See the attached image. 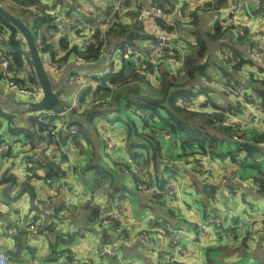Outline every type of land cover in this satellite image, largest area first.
Wrapping results in <instances>:
<instances>
[{"label": "crops", "instance_id": "obj_1", "mask_svg": "<svg viewBox=\"0 0 264 264\" xmlns=\"http://www.w3.org/2000/svg\"><path fill=\"white\" fill-rule=\"evenodd\" d=\"M36 1L46 14L50 15L55 10L61 16L90 21L94 16L107 15L115 0ZM240 1L244 0H163L159 5L152 0H135L111 16V25L114 22L129 24L133 21L131 13L137 15L147 7L159 6L167 15L163 21L159 20V26L168 31V43L178 48L179 56L185 53L193 55L196 45L193 31L197 30L201 35L211 34L215 24L224 25L227 29L220 39L210 40L204 36L206 52L201 61L208 64L207 77L222 80L230 75L250 85V78L262 70L252 59L250 47L255 44L264 47V2L260 7L252 4L239 13L238 25L245 31L243 36L238 34V26L223 23L226 20L222 12L217 11L220 7L234 6ZM77 7L81 8L79 12ZM177 8L183 13V19H176ZM13 12L21 13L15 9ZM18 17L26 19L25 14ZM170 21L176 23L175 28H166ZM143 24L145 32L150 36L137 41V47L123 54L118 44L120 40L110 38L105 55L89 62L79 56L85 49L79 31L64 25V39L71 46L74 45L77 51L69 56L63 70L49 76L53 90L61 100L69 101L75 89V85L68 81L69 75L101 72L107 65L106 54L113 55L109 62L113 72L123 73V64L126 65L127 60H132V66L140 70L147 63L148 44L153 38L151 22ZM45 28L41 27L43 31L56 35L53 28ZM98 34L101 35L100 29ZM0 45H4L9 52L7 39L2 34ZM59 46L62 54L60 43ZM130 50H135L139 55L136 56ZM233 65L238 68H233ZM160 71L169 76L172 73L168 64L160 65L159 71L146 76L147 84L141 83V95L159 98ZM184 72L185 69L176 82L186 80ZM14 73H17L16 78H21L20 70H14ZM124 74L130 75V71L125 69ZM204 78L197 76L187 82L185 87H194L193 91H198V86H207L203 82ZM207 87L206 94L210 102L204 104L205 100H199L202 101L199 103L200 110L195 111L217 115L215 120L211 119V124L202 125L217 144V149L222 152L238 149L232 136L239 133L246 134L251 142L258 143L262 149L259 154L264 155V140H256L264 131V113L254 108L252 113L243 112L241 117L248 116L252 121L247 124L238 123L240 126L232 127V135L226 136L217 129L219 126L229 127L231 122V116L226 117L223 112L225 109L240 110V105L236 97L222 90L221 86ZM94 92L89 87L85 98ZM0 98V108L12 116L11 125L27 131V134L24 131L9 132V122L0 116V137H8L11 143V155L5 157L0 154V178L11 175L14 179L8 192L4 189L9 181L0 184V253L6 256L10 264H64L68 254L71 255L68 264L76 258L89 260V264H264V231H259L255 224L237 226V220L264 209V190L259 191L260 183L255 180L260 176L262 166L258 163L247 165L240 161L241 149L236 151V159L233 161L229 159L230 156L219 158L208 154L197 144L186 143L177 136L176 139L155 137L147 124L152 122L150 125L156 130L162 128L160 122L152 115L145 120L135 115L133 108L123 106L122 103L117 110L98 107L102 111L89 124L87 122V125H83L86 126V139L80 137L77 144L71 137L63 138L60 132V142L51 145L59 162H51L53 167L48 169L45 163L50 162V157L46 153L43 155L38 139L42 134L36 126L30 125L29 118L34 116V111L28 110L26 106L29 100L27 95L7 88L0 77ZM200 98L203 99V94L198 93L197 97L191 99L198 101ZM215 108L217 113L213 112ZM145 121L148 123L145 124ZM67 126L70 134L78 130L75 125L68 123L64 124L62 130ZM100 126L105 129V136L99 132ZM110 141L114 143L113 148L108 147ZM245 157L252 158L254 155L248 156L245 151ZM129 159L139 170L138 175L133 173L134 167L128 165ZM195 162L206 167L209 178L202 175V170L194 168ZM85 164L90 165V168L83 171L78 169ZM173 174L177 176V193L174 197L152 196L137 188L139 177L140 182L148 188L162 191ZM225 176L229 178L226 183L230 195L224 192L222 184L212 183ZM24 181L28 182L34 192L31 200L23 185ZM64 186L68 187V191H64ZM85 191H88V195ZM241 193L245 195V208L239 202L238 194ZM150 216L160 217L179 230V247L182 251L177 245L171 244L168 232L161 225H149ZM212 216L219 217L224 224L221 234L200 233L198 223ZM104 219L109 222L102 224ZM31 221H37L39 227L46 229L48 234L31 235L27 229ZM117 227L124 232L123 239ZM140 231H147L151 241L144 243ZM103 243L117 248L118 255H102L100 246Z\"/></svg>", "mask_w": 264, "mask_h": 264}, {"label": "built area", "instance_id": "obj_2", "mask_svg": "<svg viewBox=\"0 0 264 264\" xmlns=\"http://www.w3.org/2000/svg\"><path fill=\"white\" fill-rule=\"evenodd\" d=\"M3 5L9 6L10 9H15L17 11H33L34 13H38L39 11L31 5H22L20 3H17L14 0H0ZM135 0H115L109 10L108 14L105 16H94L92 20H86V19H78L75 20L71 17L61 16L56 13V11H51L50 16L53 18V29L52 31L56 32V35H53L49 33L48 31H43L41 28L36 29L33 33L34 42L36 44V47L39 51V55L41 58V61L43 63V66L48 73L49 76H54L58 74L63 68L65 67L66 61L61 62L60 64H56L53 60L54 58H58L62 54H60V40L64 39L65 36L62 34V32L65 30L64 25L71 26L73 29H76L79 31V34L81 38L85 42V49L86 46L92 44L95 41L96 35L98 30L101 31V37L102 39L105 38V32L107 27L110 24V17L112 15L117 14L120 12L125 5H127L130 2H134ZM264 2V0H244L236 3L234 6H227L224 8H218L217 11L222 12L223 18L226 20L225 22H228V25H236L238 26V34L243 36L245 35L244 29L238 25V15L240 12H242L247 7H250L252 4L256 7H260V5ZM12 9V10H13ZM80 9H77V12H79ZM166 12L159 6L152 5L150 7H147L136 15V20L144 23L146 21L151 22V34L153 36V39L149 41L148 44V58L146 59L147 64H149L152 68V73H156V71H159L161 64H168L171 67V70L174 74H181L183 71V65L184 56L181 54L179 56L177 54L178 48L176 46H170L168 43L169 35L168 31L164 29H161L160 19L163 21L166 17ZM176 19H183V13L177 8L175 11ZM169 27L166 28H175L176 23L174 21L168 22ZM32 30V29H31ZM167 31V32H166ZM51 32V31H50ZM2 37L6 38L7 41L9 39L10 31L7 28H4L2 31ZM106 42H103L100 53L101 55H105V48H106ZM39 47L44 48L43 51L39 50ZM24 48V49H23ZM84 49V50H85ZM26 47H22L21 49V67H20V73L21 74V80L24 81V83H19L15 81V78L17 77L14 73V70L16 66H13L12 58L9 52L6 50V47L4 45H0V77L5 82V85L7 88L13 89L15 91H18L20 93H23L27 95L29 100L26 103V106L28 107L29 102H36L39 101L41 98V89L39 84L35 82H28L29 78L31 76L32 67L29 65L28 59L29 55L27 53ZM53 52V53H51ZM133 54L136 56L139 55L138 52L135 50H130ZM53 54V55H52ZM250 54L252 59L255 61V64L257 67H259L262 70H258L256 73L257 76H254L256 79L262 80L264 79V47H262L260 44H255L250 47ZM112 54H106L107 59V65L101 72H90L87 74L83 73H71L68 77V81L70 83H73L75 85V89L72 93V96L70 97L68 103V107H63L61 110H39L34 111V117L36 118L37 122H40L44 125V133H43V139L41 140V150L46 153L50 159L58 163L59 157L55 154L53 150V146L56 143L60 142V130L65 121L68 119L69 110L73 109L78 115H81L84 113L85 109L89 107V105L94 103H100L105 100L103 99H94V93L92 96L85 98V101H81V96H85L86 90H88L89 87L92 88V91L94 92L95 89L99 85H104L107 87H112L111 84H101V78L105 77L109 73L113 72L111 69L109 62L112 58ZM68 61V60H67ZM18 74V75H19ZM34 74V73H33ZM203 82L207 86H221V89L225 92L232 94L236 97V101L240 105V110H231V109H225L224 115L226 117L231 116V122L229 121V126L237 128L240 126L238 123L247 124L252 119L248 116L241 117L243 112L252 113L253 108L256 111H259L261 113H264V106L262 99L258 96V94L252 89L250 85H246L245 82L241 79H236L234 77H231L230 75H226L223 77L222 80L219 79H209L204 78ZM58 100H61V98L57 95ZM203 99L192 100L187 98L184 95L179 96L176 98V105L185 108L187 110H200L199 103H201ZM209 106V105H207ZM221 112V110H218ZM213 112L217 113V108L213 110ZM135 113L144 119H150L151 112L150 111H143L139 108L135 109ZM150 121V120H149ZM99 132L102 133L103 136H105L106 131L105 129L100 126ZM152 134L155 137H165L167 139H176L175 135L164 131L160 129L153 130ZM246 134L239 135V133H234L232 138L234 139L237 146L242 145V143L250 142L249 137L245 136ZM257 145L256 143H253ZM260 145V144H259ZM114 143L110 141L108 143L109 148H113ZM0 154H2L5 157H9L11 154V144L6 139H1L0 137ZM245 155V150L242 149V155L239 157V160L242 161L243 157ZM247 163L254 164L258 163L262 166V174H264V155H260L259 153H256L254 157L248 158ZM128 165H131V167H134L132 165V159L128 160ZM193 166L197 170H202V175L206 178H209V172L206 169V167L199 165L198 163H193ZM133 173L135 175L139 174V170L135 167L133 168ZM176 178L177 176L175 174L171 175L167 182L165 183L164 189L162 191H158L155 188H148L144 183L140 182V178L137 179V188L145 190L150 193V195L155 196L159 195L162 198H170L174 197L177 193V186H176ZM227 179L228 176H225L224 178H221V180L217 179L214 180L213 184H222L224 192L227 195L231 194V191L227 187ZM35 180L33 179L32 182ZM64 191H68V187L64 186ZM86 195H88V191H85ZM240 205L245 208L246 204L245 201V195L244 194H238ZM248 215V214H247ZM109 222L108 219H104L101 223L105 224ZM149 225H161L165 231L169 234L170 242L173 246L177 245L179 250H183L179 243V230L172 227L169 223L164 222L162 218L160 217H154L150 216L148 219ZM134 224H139L138 221H133ZM249 224H255L256 228L259 231H264V209H262L260 212L256 214H252L251 216H246L242 219L237 220V226L242 227ZM223 223L221 219L217 216L209 217L207 220H204L202 222L198 223L197 229L200 233L205 232H213V233H220L223 229ZM27 229L31 235H35L38 233H42L44 235L48 234V231L46 229H41L39 227V224L37 221H31L27 225ZM117 232L119 233V236L121 239L125 237L124 232L120 228H116ZM141 232V231H140ZM221 234V233H220ZM141 239L144 243H148L151 241L150 234L147 231H142L140 234ZM100 253L102 255L108 256V257H116L118 255V249L113 247L112 245L103 243L100 246ZM89 264V260H81L79 258L73 259L71 264ZM0 264H10L7 260L6 256L2 253H0Z\"/></svg>", "mask_w": 264, "mask_h": 264}, {"label": "trees", "instance_id": "obj_3", "mask_svg": "<svg viewBox=\"0 0 264 264\" xmlns=\"http://www.w3.org/2000/svg\"><path fill=\"white\" fill-rule=\"evenodd\" d=\"M17 3H20L22 5H31L36 6L39 10L38 13H34L33 11H22V14L26 15V19L23 18L25 23L32 29L34 32L36 29H40L42 26H45V29L54 28L53 18L49 15L44 13L42 7H38V2L36 0H14ZM163 0H152L153 3L162 4ZM0 5L3 7L9 9V11H13L9 7L2 4L0 1ZM125 7V6H124ZM131 16L133 18V21L129 24H123L119 22H114L111 25V17H110V24L106 29L105 32V38L102 39L101 35H96L95 41L86 46V49L83 50L81 53H79V56L81 59L89 62L92 60H96L100 58V48L103 44V42H106V45L108 44V41L110 38H118L120 41L118 44L121 46V50L124 52H127L128 49L134 48L137 41H140L144 37H149L144 28L143 23L136 20V14L131 13ZM22 17V16H21ZM195 19V17H194ZM196 23V22H195ZM111 25V26H110ZM4 28H7L10 31L9 39H8V45H9V54L11 55L13 66H16L15 70H20L21 67V49L24 47L25 43L22 40V37L20 33L5 19H3L0 16V35ZM227 27L223 25L220 26V24H215L213 32L205 33V35H201L197 30L193 31L195 38H196V45L194 47L193 55H188V53H185L183 61V70L185 69V76L186 80L184 82H176V80L179 78V74H174L173 71L171 75L169 76L165 72H159L160 76V83H159V98H151L144 95H141L140 87L141 83H146V76L152 74V68L149 64L145 63V65L141 66L140 70H137L132 66V70L130 71V75H125L124 71L126 69V66L131 64L130 60H127L128 63L126 65L123 64V73L121 72H111L105 77L101 78V84H111L112 87H107L104 85H99L97 87V91L94 92V101L95 99H103L105 101L100 103H94L92 102L89 106L91 107H102L104 106L107 110H117L119 109L120 105L123 103V106L133 108V113H135V109L138 107L142 108L145 111H150L151 115L154 116L159 122L162 128L157 129H163L179 138H183L186 143H195L197 144L204 152H207L208 154H213L219 158H224L226 156H230L229 159L235 160L236 159V151L238 149H241V145L238 146V149L235 148L234 150L227 149L224 152H222L220 149H217V144L213 140L212 137H210L209 132L202 128V125L211 124V119L215 120L217 115L216 114H210V113H202L195 110H187L185 108H181L176 105V98L179 95H185L187 98L191 99L193 97H197L198 93L203 94V100H205L204 104H207L209 101V98L206 94L207 92V86L200 85L198 86V91H193L194 87L187 88L185 85L187 82L193 80L197 76H205L207 77V66L208 64L206 62L201 61V58L203 57L204 53L206 52V44L204 40V36L209 38L210 40H217L220 39L224 34ZM35 34V32H34ZM153 39V38H152ZM150 39V40H152ZM60 45L62 48L63 55H61L58 58H54L53 60L56 64H60L61 62L67 61L69 56L72 53H75L77 51L76 47L69 42L66 41V39L60 40ZM24 49V48H23ZM40 51H43L44 48L39 47ZM235 52V50H234ZM28 53V52H27ZM53 53V52H51ZM29 55V54H28ZM53 55V54H52ZM127 55V54H126ZM228 62V59L226 60ZM230 61V59H229ZM29 65L31 66V61L28 59ZM162 65V64H161ZM32 67V66H31ZM232 67V66H231ZM135 70H134V69ZM233 68H238V66L233 65ZM222 71L227 74V71L222 69ZM183 72V71H182ZM34 72H31V76L29 78L28 82H35L38 84L37 79L35 77ZM182 74V73H181ZM251 83L250 86L252 89L257 91L256 93L259 94L260 98L262 99L263 106H264V79L259 80L255 77L250 78ZM15 81L21 83H24L20 78H15ZM104 91V92H103ZM101 93V94H99ZM86 94V93H85ZM81 101H85V96H81ZM143 102V103H140ZM89 108L85 109L87 111ZM84 111V112H85ZM99 111L93 112L88 116V124L92 120V118L98 113ZM0 116H4L6 120L9 122L8 131L12 133L22 132L24 131L25 134H27V131L25 129H19L14 128L11 123V115H8L2 111L0 108ZM151 116V117H152ZM150 117V118H151ZM153 117V118H154ZM29 120L30 125H34L37 127L38 131L41 132V134L44 132V125L40 122L36 121V118L30 117ZM149 121V120H148ZM148 122L145 121V124ZM150 124H153L152 122H149ZM69 125H75L78 130L74 134L68 133V126L66 129H63L62 137L67 139L68 137H71L75 144L78 143V140L80 137H85V129L86 126H83L79 123L72 122L69 120ZM148 125L151 130V133L153 132L154 126ZM223 128V129H222ZM219 131H223V133L226 136H231L234 129L232 127H217ZM149 132V134L151 135ZM149 135V136H150ZM152 136V135H151ZM151 140L153 141V137H151ZM39 142L41 141L42 137H38ZM258 142L261 140H264V131L258 136L256 139ZM246 153L248 156H253L254 153H252L249 150H246ZM255 165V164H254ZM90 165L85 164L80 167H78L79 170L83 171L86 169H89ZM49 173L50 171H46ZM256 181H259L260 187L259 191L264 190V174H260V176L256 177ZM23 185L26 186V190L28 192L29 200L32 199L34 196V192L31 188V186L28 184L27 181H24Z\"/></svg>", "mask_w": 264, "mask_h": 264}, {"label": "water", "instance_id": "obj_4", "mask_svg": "<svg viewBox=\"0 0 264 264\" xmlns=\"http://www.w3.org/2000/svg\"><path fill=\"white\" fill-rule=\"evenodd\" d=\"M0 16L3 19H5L8 23H10L20 33L22 40L24 41L25 47L29 54V59L31 61L32 70L35 74V77L41 89V93H42L41 98L39 99V101L29 102L28 110L30 111L49 110V109L61 110L63 107H68L69 106L68 101L58 100L57 94L53 90L51 79L43 66V63L39 55V51L34 42V37H33L31 28L20 17H18L16 14L9 11V9L3 7L2 5H0ZM0 101H1V98H0ZM96 111H102V108L91 107L80 116L73 109H70L69 114H68V119L67 121L63 123L61 127V131H62V128L64 127V124L69 123V120L72 122L79 123L81 125H87L88 116L91 113L96 112ZM41 137L43 139V134ZM242 149L245 151L249 150L252 153H254V155L262 151V149L258 145H255L250 142L242 143L241 150ZM42 153L44 155V151H42ZM247 159L248 157H245L242 159L244 164H247V165L255 164V163L254 164L247 163L246 162ZM48 160L50 162H46L45 167L49 169L53 167V164L51 163L53 161L51 159H48ZM260 172L262 173V169ZM6 181H9V184L5 186L4 191L8 192L14 183L13 176L9 175V176L0 178V184ZM244 203H246V201H244ZM70 261H71V255L68 254L64 259V264H68Z\"/></svg>", "mask_w": 264, "mask_h": 264}, {"label": "rangeland", "instance_id": "obj_5", "mask_svg": "<svg viewBox=\"0 0 264 264\" xmlns=\"http://www.w3.org/2000/svg\"><path fill=\"white\" fill-rule=\"evenodd\" d=\"M78 8L81 9L80 7H77L76 9H78ZM12 12H13V11H12ZM13 13H14V12H13ZM14 14H17V16H18V15H22V13H20V14H19V13H14ZM126 69H128L129 71H131V70H132V64L127 65V66H126ZM103 92H104V91H103ZM138 108L141 109V110H143V109L140 108V107H138ZM143 111H145V110H143ZM138 116H139V115H138ZM139 117H141V116H139ZM145 120H147V119H145ZM43 133H44V132H43ZM43 133H42V134H43ZM1 139H6V140H8L9 138H8V137L6 138V137H3V136H2Z\"/></svg>", "mask_w": 264, "mask_h": 264}]
</instances>
